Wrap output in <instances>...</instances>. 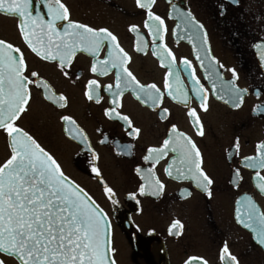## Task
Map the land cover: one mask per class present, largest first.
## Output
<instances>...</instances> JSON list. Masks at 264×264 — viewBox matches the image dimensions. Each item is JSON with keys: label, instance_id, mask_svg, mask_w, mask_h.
<instances>
[{"label": "flooded vegetation", "instance_id": "af4514ba", "mask_svg": "<svg viewBox=\"0 0 264 264\" xmlns=\"http://www.w3.org/2000/svg\"><path fill=\"white\" fill-rule=\"evenodd\" d=\"M62 3L69 9L71 21L111 31L131 57L126 65L129 71L141 85L155 84L160 90L157 107L151 101L145 102L143 94L137 99L131 88L120 97L121 107L117 111L141 130L133 138L125 122L104 115L105 109L114 106L111 103L114 97L106 86L113 85L115 90L116 69L107 75L93 74L90 67L96 58L78 52L65 76L57 62L43 61L28 49L18 28V16L0 13V39L23 51L28 65L25 75L36 71L51 88L47 92L29 86L30 106L15 125L46 149L62 171L103 210L110 225L111 254L116 264H186L190 260L191 264L204 260L208 264H228L220 259L225 243L239 264H264V246L254 238L255 230L262 225L257 219H248L249 209L245 207L250 199L258 214L264 215V193L254 180L257 172L264 176V169L247 167L245 162L246 157H257V146L264 143V111L256 110L264 106V67L260 50L255 47L264 44V0H239L238 5L230 0H156L152 11L165 22L163 41L149 34L145 27L147 13L137 7L136 0H62ZM173 5L182 12L190 10L203 25V31L193 26L190 30L196 35L190 38ZM48 7V0H31L30 11L33 17H42L47 23L51 20ZM56 23L60 29L66 26L64 21ZM131 26H136L138 32L130 31ZM203 32L207 33V44L203 43ZM161 44L175 57L172 75H168L167 66L172 57H167L165 66H161V58L153 54L154 50L163 51L159 48ZM137 46L141 51L136 50ZM107 52V46L103 47L98 59H105ZM198 55L204 60L203 66ZM184 60L190 62L187 71ZM231 70L238 77L235 87L247 89L240 107L233 106L229 92L233 87ZM193 73L207 94L206 112L201 108L203 100L192 91ZM93 79L101 85L99 104L85 95V86ZM166 81L169 88L165 87ZM177 88L187 93V104L179 102L182 96L177 94ZM169 91L175 99L168 95ZM60 95L66 97V106L54 102ZM163 109L168 110L166 119H161ZM191 109L200 118L203 136L197 134L188 116ZM62 117L74 120L83 135L75 134L73 125ZM173 125L199 148L203 170L213 181L211 196L191 180L167 175L165 169L173 160L177 161L172 166L173 176L177 175L179 152L169 150L158 163L145 162L148 149L161 147ZM66 128L70 131L66 132ZM237 140L238 151L234 147ZM9 143L6 131L0 129V164L11 155ZM129 145L130 148L126 147ZM137 168L141 169L140 174ZM237 170L240 178H235ZM152 173L164 184L163 192L140 195L139 188L147 186ZM105 185L114 190L115 204L106 195ZM132 194L135 199L130 198ZM238 215L251 227L238 222ZM174 220L184 225L178 237L169 235ZM6 259L7 264H16L12 258Z\"/></svg>", "mask_w": 264, "mask_h": 264}, {"label": "snow or ice", "instance_id": "6c2138e0", "mask_svg": "<svg viewBox=\"0 0 264 264\" xmlns=\"http://www.w3.org/2000/svg\"><path fill=\"white\" fill-rule=\"evenodd\" d=\"M230 2L234 5L239 4V0H230ZM155 3L156 0H136L137 7L147 13L145 27L149 30V34L154 39L163 41L164 37L161 33L166 31L165 22L152 11ZM48 6L51 20L47 23L43 22L42 17L32 16L31 0H0V13L18 16L20 18L18 28L28 49L43 61L57 62L65 76L68 75L67 69L78 52L96 58L90 67L93 74L107 75L111 69H116L115 90L113 85L106 86L114 97L111 101L114 106L105 109L104 115L109 119L125 122L127 128L131 129L128 134L133 138L138 137L141 130L133 127V122L128 116L117 111V108L121 107L120 97L131 88L137 93V99L143 94L146 98L145 102L151 101L152 105L157 107L161 99L160 90L155 84L141 85L129 71L126 65L131 57L120 46L117 37L111 31L106 28L94 29L71 21L70 11L62 0H48ZM173 9L187 26L190 38L196 35L195 31L190 30L193 26L203 31V25L195 20L190 10L182 12L175 5ZM224 12L225 8L222 4L221 14ZM57 21L66 22V26L62 29L58 28ZM129 30L138 32L136 26H131ZM203 43L207 44L206 32H203ZM105 46L108 48L106 58L98 59L100 51ZM255 47L260 50L261 66L264 67V44ZM159 48L163 51L154 50L153 54L161 58V66H165L164 61L167 57H172L167 65L168 75H172L175 57L163 44ZM136 50L141 51V48L137 46ZM207 58L206 53L205 59ZM197 59L203 66L204 60L199 55ZM182 63L186 66L184 70L187 71L190 62L184 60ZM211 67L212 65L209 64L210 69ZM27 68L23 51L12 43L0 39V129L6 131L11 151L10 157L0 164V264H7L6 258H12L16 264H116L110 256L112 251L110 240L105 239L110 225L103 210L82 187L65 175L51 154L31 135L15 125V121L30 106L29 102L32 98L30 85L51 92L49 84L38 72L32 71L30 75H25ZM231 71L233 87L229 92L233 106L240 107L247 89L235 87L234 82L238 77L235 70ZM176 79L179 82L178 72ZM192 79L194 82L192 91L195 96L203 100L201 108L206 112L208 111L207 94L194 73ZM165 87H170L167 81ZM100 88L101 85L97 80H89L85 86L87 99L99 104ZM176 92L182 96L179 102L187 104L189 99L187 93L181 88H177ZM168 95L173 96V92L169 91ZM46 98L52 99V96ZM173 98L175 99V96ZM54 102L59 103L61 107L66 106V97L60 95ZM256 110L264 111V106H258ZM167 115L168 110L163 109L161 119H166ZM188 116L192 118L197 134L203 136L204 128L196 110H189ZM62 119L73 125L72 131L75 134L83 135L75 126L74 120L70 117H62ZM65 130L70 131L67 128ZM234 147L239 150L238 140ZM169 150L179 152L180 158L179 166L175 167L177 175L173 176L172 167L177 165L176 160L165 169L167 175L174 179L191 180L211 196L209 189L213 181L203 170V159L199 148L190 137L179 132L175 125L171 127L169 138L164 140L161 147L148 149L144 160L146 163H158ZM257 152V157L245 158L246 166L264 169V143L258 144ZM248 161L252 163H247ZM94 171L99 175L97 169ZM136 172L140 174L141 169L137 168ZM235 178H240L238 170L235 172ZM254 180L257 181L259 191L264 193V176H259L257 172ZM164 187V184L152 173L147 180V186L141 185L139 188V194L159 195ZM104 190L115 204L114 190L106 185ZM130 198L135 199V194ZM245 207L249 209L248 219H257L262 225L255 230L254 238L258 244L264 246V215L258 214L250 199ZM237 220L245 227H251L240 215L237 216ZM183 228L184 225L179 220H174L170 225L169 235L178 237L182 234ZM220 259L228 264H239L237 257L230 253L227 243L221 249ZM186 264H191V260ZM201 264L208 262L204 260Z\"/></svg>", "mask_w": 264, "mask_h": 264}, {"label": "water", "instance_id": "95a60500", "mask_svg": "<svg viewBox=\"0 0 264 264\" xmlns=\"http://www.w3.org/2000/svg\"><path fill=\"white\" fill-rule=\"evenodd\" d=\"M46 150V149H45ZM47 151V150H46ZM48 152V151H47ZM49 153V152H48ZM50 154V153H49ZM55 159V158H54ZM66 175V174H65ZM67 176V175H66ZM70 178V177H69ZM71 179V178H70ZM72 180V179H71ZM73 181V180H72ZM75 182V181H74ZM76 183V182H75ZM77 184V183H76ZM85 192H87V191H85ZM88 193V192H87ZM88 195L89 196H91L89 193H88ZM92 197V196H91ZM92 199H93V197H92ZM94 200V199H93ZM95 201V200H94ZM96 202V201H95ZM96 204H97V202H96ZM98 205V204H97ZM99 206V205H98ZM99 208H100V206H99ZM101 209V208H100ZM108 222V221H107ZM109 224V223H108ZM105 239H106V241L107 240H110V228L108 229V232H107V234H106V236H105ZM110 256H111V258H112V254L110 253ZM113 259V258H112Z\"/></svg>", "mask_w": 264, "mask_h": 264}]
</instances>
